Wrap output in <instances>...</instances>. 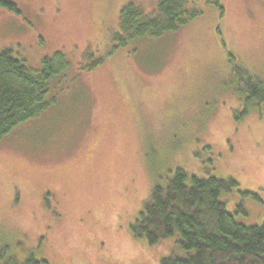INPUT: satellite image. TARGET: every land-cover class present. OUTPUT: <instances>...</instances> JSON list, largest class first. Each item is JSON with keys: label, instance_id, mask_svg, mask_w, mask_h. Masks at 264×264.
Returning <instances> with one entry per match:
<instances>
[{"label": "rangeland", "instance_id": "1", "mask_svg": "<svg viewBox=\"0 0 264 264\" xmlns=\"http://www.w3.org/2000/svg\"><path fill=\"white\" fill-rule=\"evenodd\" d=\"M157 1L0 0L19 10L0 5V50L33 70L55 52L71 65L53 83L55 103L0 142V242L17 258L160 264L182 255L176 236L150 245L130 231L175 167L233 179L220 197L226 210L264 225V104L243 115L228 62L264 81V0H186L198 15L176 31L110 53L119 10L151 12ZM89 53L103 62L80 70Z\"/></svg>", "mask_w": 264, "mask_h": 264}, {"label": "trees", "instance_id": "2", "mask_svg": "<svg viewBox=\"0 0 264 264\" xmlns=\"http://www.w3.org/2000/svg\"><path fill=\"white\" fill-rule=\"evenodd\" d=\"M0 5L19 13L11 2ZM197 15L186 0H158L151 12L128 3L119 10L117 28L107 35L110 53L142 38L174 32ZM91 55L86 54L87 64H78L80 70L94 69L104 60ZM228 62L236 82L234 91L245 95L244 115L250 104H264V81L247 73L234 57ZM70 68L61 52L41 58L40 68L33 70L10 48L0 50V142L55 103L53 83ZM235 185L231 178H202L175 167L169 178L151 188L130 231L150 245L176 236L182 255L172 251L160 264H264V225L236 221L220 199ZM0 264L48 263L32 255L17 258L0 242Z\"/></svg>", "mask_w": 264, "mask_h": 264}]
</instances>
